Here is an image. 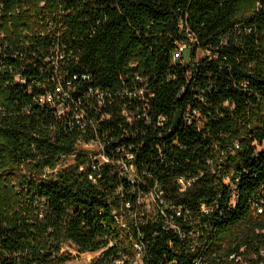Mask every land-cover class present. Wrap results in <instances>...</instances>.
<instances>
[{
	"label": "trees",
	"instance_id": "obj_1",
	"mask_svg": "<svg viewBox=\"0 0 264 264\" xmlns=\"http://www.w3.org/2000/svg\"><path fill=\"white\" fill-rule=\"evenodd\" d=\"M135 242L264 249V0H0V264Z\"/></svg>",
	"mask_w": 264,
	"mask_h": 264
},
{
	"label": "built area",
	"instance_id": "obj_2",
	"mask_svg": "<svg viewBox=\"0 0 264 264\" xmlns=\"http://www.w3.org/2000/svg\"><path fill=\"white\" fill-rule=\"evenodd\" d=\"M182 49L183 48H180V46L177 48V51L174 55V59L178 57V54L179 52H182ZM55 91L57 93H60L59 89H56ZM43 101L50 103L51 99L49 97H45V98H40L38 100V102L40 103H42ZM99 160L104 161L103 157H101V159ZM257 212L260 213V210H258ZM110 248H112V244H109L106 248L96 252L81 253L78 252L72 246L64 245L61 247L60 252L63 254L68 253L69 255V260L65 264H149L147 260L146 250L142 246V244L138 242L133 243L129 251L125 253L119 252L116 257L114 255L108 256V254L107 255L104 254L105 251H107ZM230 259H234L236 264H264V249H260L258 251L257 256L254 255L252 257V260L250 261H242L240 257H234V256H230ZM194 264L197 263L194 262Z\"/></svg>",
	"mask_w": 264,
	"mask_h": 264
},
{
	"label": "rangeland",
	"instance_id": "obj_3",
	"mask_svg": "<svg viewBox=\"0 0 264 264\" xmlns=\"http://www.w3.org/2000/svg\"><path fill=\"white\" fill-rule=\"evenodd\" d=\"M180 48H183V49H182V52H179V50H178V52H179L178 56L181 57L182 61H188L189 53H188L187 47L183 45V46H180ZM201 55L202 54L200 51H196V58H199ZM78 148L80 150L85 151V152L90 153V154H94V155L100 154L99 147L93 143L81 144V145H79ZM98 159H101V156H98ZM63 163H64L63 164L64 166L69 165L71 163V160L69 159L67 161H64ZM152 202H153V199L151 197L140 201V203H141V205H143L146 213H150L152 211L153 205H154V203H152Z\"/></svg>",
	"mask_w": 264,
	"mask_h": 264
}]
</instances>
